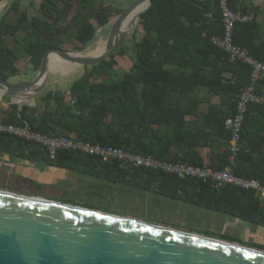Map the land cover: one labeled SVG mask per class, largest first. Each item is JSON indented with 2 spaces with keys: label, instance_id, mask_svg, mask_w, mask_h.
<instances>
[{
  "label": "trees",
  "instance_id": "trees-1",
  "mask_svg": "<svg viewBox=\"0 0 264 264\" xmlns=\"http://www.w3.org/2000/svg\"><path fill=\"white\" fill-rule=\"evenodd\" d=\"M228 2L234 11L249 9L240 6L242 0ZM72 9L76 12L69 19ZM121 13L94 0H41L38 13L29 17L21 9L20 1L14 0L0 17V80L9 81L19 76L21 73L16 62L20 60L27 59L33 71L37 72L48 50L80 51L91 42L98 29L106 28ZM222 31L218 0H151L149 8L138 17L130 47L120 46L109 59L84 67L83 75L70 83L67 92L48 91L35 107L6 105L8 98L3 97L0 121L27 126L41 134L73 137L78 141L151 155L160 160L198 165L200 157L195 149L199 139L203 138L198 131L205 135V144L207 137L216 134L229 146L230 136L224 124L234 114L240 91L250 83V69L241 63L231 62L225 53L210 43V38L221 36ZM233 42L264 63V42L260 40L259 25L255 21L236 24ZM62 44H72V48L64 49ZM205 55L212 57L214 62L209 64L213 68L209 80L202 77L205 81L203 87L212 94L229 93L232 102L226 110L223 105L209 107L206 127H186L187 115L196 118L201 115L183 106L182 96L194 93L193 86L184 84L198 77V72L193 69L203 63L201 58ZM120 63L126 64L127 69L116 80L113 75ZM220 63L221 68L218 67ZM167 65H173L175 70H166ZM222 71L234 73L237 77L227 80L222 77ZM173 94L178 95V99ZM253 109L264 113V107H248L234 173L238 177L257 180L264 186L263 177L253 168L247 170L243 165L250 163L254 155L262 156L264 146V138L258 141L255 136L245 134L248 133L247 115ZM243 140H246L245 145ZM28 145L34 146L11 135L0 134L2 152L18 153ZM182 145L191 150V156L169 159L170 148ZM62 157L69 161L89 158L99 166L106 165L96 157L70 151H59L55 159ZM228 157L227 147L217 161L218 165L210 160L211 168L222 169ZM112 165L118 166L119 163L112 161ZM127 171L177 183H193L200 190L198 197L206 198L203 203L206 206L264 224L263 218L256 220L253 215L249 216L252 213L235 212L222 205L223 199L229 197L227 194L253 198V191L239 193L229 188L215 191L208 184L180 181L159 172L131 168ZM255 203L258 207L257 201Z\"/></svg>",
  "mask_w": 264,
  "mask_h": 264
},
{
  "label": "crops",
  "instance_id": "crops-1",
  "mask_svg": "<svg viewBox=\"0 0 264 264\" xmlns=\"http://www.w3.org/2000/svg\"><path fill=\"white\" fill-rule=\"evenodd\" d=\"M240 6L254 12L253 21L259 25L260 40L264 42V0H242ZM201 62L193 69L198 72V77L184 84L193 86L194 93L181 98L186 110L201 116L196 118L187 115L186 127H206L209 107L223 105L226 110L232 102L229 93L221 91L212 94L203 87L205 81L202 77L209 80L213 70L209 64L214 61L205 55ZM218 67L221 68L222 64ZM165 69L175 70L173 65H167ZM222 77L235 80L237 76L222 71ZM51 86L53 90L50 91L68 90L59 89L55 82ZM257 88L264 92V86L257 85ZM173 97L178 99L176 94ZM245 124L248 131L246 135H253L258 141L264 138V113L251 110ZM198 134L203 138L205 136L201 131ZM203 138L199 139L195 153L199 157L207 154L218 165L217 161L227 150L228 143L216 134L207 137L206 144ZM242 144L245 145L246 140ZM191 154V150L182 145L171 147L168 158L182 159ZM109 163L99 166L94 159L89 158H78L76 161L64 157L50 159L43 149L35 145L22 147L18 153L0 151V190L129 217L264 251V224L206 206L203 204L206 198L198 197L200 190L195 184L148 177L129 172L120 163L118 166ZM243 165L247 170L253 168L264 179V146L262 156L254 155L250 163ZM227 195L229 197L222 201L223 207H230L235 212L252 213L249 216L253 215L256 220L264 219V198L257 193L253 198Z\"/></svg>",
  "mask_w": 264,
  "mask_h": 264
},
{
  "label": "water",
  "instance_id": "water-1",
  "mask_svg": "<svg viewBox=\"0 0 264 264\" xmlns=\"http://www.w3.org/2000/svg\"><path fill=\"white\" fill-rule=\"evenodd\" d=\"M13 1L0 0V9ZM146 3L144 11L151 0H134L106 25L110 26L106 38L109 45L101 55L78 59L73 53L48 50L32 80L14 84L0 80V100L6 97L18 107H35L33 96L43 91L48 81L51 53L83 68L109 59L119 49L122 25ZM86 49L88 46L79 52ZM18 98L32 100V104L15 102ZM0 264H264V251L0 190Z\"/></svg>",
  "mask_w": 264,
  "mask_h": 264
},
{
  "label": "built area",
  "instance_id": "built-area-1",
  "mask_svg": "<svg viewBox=\"0 0 264 264\" xmlns=\"http://www.w3.org/2000/svg\"><path fill=\"white\" fill-rule=\"evenodd\" d=\"M218 7L221 14L223 31L221 36L211 37L210 43L225 53L231 62L241 63L250 69V83L240 91L235 102L234 114L227 118L224 124V128L229 133L230 139L228 146L229 157L222 169L215 170L211 168V161L207 154L201 155L198 165L172 162L160 160L151 155H140L115 147L78 141L73 137L41 134L32 131L27 126L5 124L1 121L0 134L11 135L19 140L38 146L46 152L50 159H55L59 151H70L85 156L96 157L102 163L116 161L127 168L159 172L180 181L194 180L202 184H208L215 191L228 188L235 189L239 193L253 191L264 198L263 185L257 180L238 177L234 173V169L236 168L235 158L240 149L242 125L248 107L250 105L264 107V92L257 88V85L264 84V63L254 58L247 49L233 42L235 25L251 23L255 18V14L251 9L245 12L232 10L228 0H218ZM103 29H98L96 33L102 32ZM2 101L3 98L0 100V103Z\"/></svg>",
  "mask_w": 264,
  "mask_h": 264
},
{
  "label": "rangeland",
  "instance_id": "rangeland-1",
  "mask_svg": "<svg viewBox=\"0 0 264 264\" xmlns=\"http://www.w3.org/2000/svg\"><path fill=\"white\" fill-rule=\"evenodd\" d=\"M20 1V5H21V9L25 10L28 14V16H35L38 11H39V5L41 0H19ZM97 2H101L104 5H108L111 6L114 9L118 10L119 12H123L134 0H94ZM10 4V3H9ZM8 4V5H9ZM8 5H6L1 11H0V17L1 15L4 14V12L6 11V9L8 8ZM76 12L75 9H72V11L69 14V19H71V17H73L74 13ZM116 19V18H115ZM115 19L112 21L114 22ZM137 23V22H136ZM136 23L134 24L133 28L128 30V33L126 36H124V38L122 37L120 39V46H131V39L134 33V30L136 28ZM112 23H110L111 25ZM110 27V26H109ZM109 27H106L103 29L102 32L100 33H96V36L94 38L93 41H91L87 46H88V50L92 51L95 47L103 45L104 43H107L108 41H106V38L108 36L109 33ZM64 49H71L72 48V44H66L63 45ZM119 46V47H120ZM87 50V49H86ZM69 53H77L79 51H68ZM122 63H120V66L116 67L115 69V73L113 75L114 79H118L119 77H121L123 71H125L127 69L126 64L121 65ZM16 67L18 68V70L20 71V75L14 78H10L9 82L14 84V83H20L23 81H28V80H32L35 75L36 72L33 71L32 69V65L29 63V61L27 59H23L20 60L18 62H16ZM84 73V68L80 67L79 65H75L73 68L68 69V70H63L59 73H49L48 75V81L47 84L44 88L43 91H41L39 94L33 96L34 102H35V106L38 102V100L48 91H50L52 89L53 86L52 83H57L59 89L62 88L63 90L69 88V85L71 82H73L74 80L78 79L80 76H82ZM106 77V76H104ZM53 90V89H52ZM60 91V90H59ZM67 91V90H66ZM10 103V99H8V102ZM29 104H32V100L28 101Z\"/></svg>",
  "mask_w": 264,
  "mask_h": 264
},
{
  "label": "bare ground",
  "instance_id": "bare-ground-1",
  "mask_svg": "<svg viewBox=\"0 0 264 264\" xmlns=\"http://www.w3.org/2000/svg\"><path fill=\"white\" fill-rule=\"evenodd\" d=\"M147 6H148L147 3L144 4L138 10H136V12H134L131 16H129L127 18V20L122 25V28H121V31H120V39L122 37L124 38V36L127 35L129 29L133 28L134 24L138 20V17L140 15V13H142L147 8ZM4 7H1L0 11ZM108 45L109 44L107 42V43H104L103 45L95 47L92 51H89L87 49L84 52L73 53L72 56L75 57V58H78V59L79 58H94V57H97V56L101 55L103 52H105L106 49L108 48ZM47 64H48V70L50 71V73H54V74L59 73V72H61L63 70L71 69L75 65H77L74 61H70V60L64 59L60 55L55 54V53H51L48 56ZM14 101L17 102V103H28L29 99H27V98H18V99H14Z\"/></svg>",
  "mask_w": 264,
  "mask_h": 264
}]
</instances>
